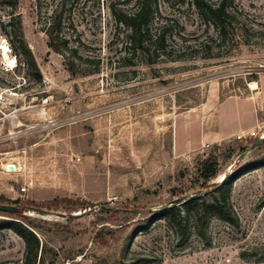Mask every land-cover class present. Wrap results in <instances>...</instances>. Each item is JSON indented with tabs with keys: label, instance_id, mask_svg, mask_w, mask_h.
Segmentation results:
<instances>
[{
	"label": "rangeland",
	"instance_id": "1",
	"mask_svg": "<svg viewBox=\"0 0 264 264\" xmlns=\"http://www.w3.org/2000/svg\"><path fill=\"white\" fill-rule=\"evenodd\" d=\"M226 3L221 32L195 0H155L150 32L164 40L143 56L112 13L134 0H0V195L36 219L57 264H264V124L197 138L209 95L243 93L264 73V0ZM211 156L208 183L232 181V220L210 214L199 232L191 215L179 240L152 212L197 191ZM55 198L79 206L28 204ZM24 256L23 238L0 228V264Z\"/></svg>",
	"mask_w": 264,
	"mask_h": 264
},
{
	"label": "trees",
	"instance_id": "2",
	"mask_svg": "<svg viewBox=\"0 0 264 264\" xmlns=\"http://www.w3.org/2000/svg\"><path fill=\"white\" fill-rule=\"evenodd\" d=\"M134 1L136 3L134 10L125 11L123 9H113L112 13L115 21L125 26L128 30L129 48H131L134 53L138 52L139 55L144 56L148 54L152 46L163 44L164 34L160 32L153 37L150 32L149 24L153 13L152 6L155 0ZM195 2L197 6L201 8L203 14L215 21L221 32H225L226 24H229L231 17L226 0H219L214 4L203 3V5H201L202 3L198 0H195ZM9 4L13 5V3ZM157 48L163 50L162 45ZM15 50L20 55L19 62L22 65H26L27 67L34 65L30 51L26 49L24 45H19ZM253 77L256 78L257 76L255 75ZM241 148V150H245L246 146ZM199 170L202 178L198 184L199 189L191 193L196 194V196L188 198L180 204L163 206L158 208L155 212H152L154 218L165 217L167 219L170 225L175 229L179 240L187 238V224L191 215L196 222L199 232L204 230L210 214H217L221 218L229 221L232 220L231 208L228 203L232 187L230 177L225 176L219 182L208 183L219 173L217 158L213 156L202 160ZM0 203L10 204L7 202V198L2 195H0ZM28 204H33L36 210H42L44 207L50 208L52 206L57 207L61 205L67 213L79 206V202L69 198H55L42 203L34 204L28 202ZM14 206L20 209L17 211H0V214L6 216L0 218V228H10L23 238L25 242V256L22 264H57L58 251L40 238L35 229L36 227H40L36 219L23 214L25 207L20 205Z\"/></svg>",
	"mask_w": 264,
	"mask_h": 264
},
{
	"label": "crops",
	"instance_id": "3",
	"mask_svg": "<svg viewBox=\"0 0 264 264\" xmlns=\"http://www.w3.org/2000/svg\"><path fill=\"white\" fill-rule=\"evenodd\" d=\"M254 79L258 84L256 90L246 89L243 93L229 94L223 98L218 95L206 98L203 107L208 122L203 132L197 135L198 139L222 140L240 133H249L258 124H264V73Z\"/></svg>",
	"mask_w": 264,
	"mask_h": 264
},
{
	"label": "water",
	"instance_id": "4",
	"mask_svg": "<svg viewBox=\"0 0 264 264\" xmlns=\"http://www.w3.org/2000/svg\"><path fill=\"white\" fill-rule=\"evenodd\" d=\"M261 138H262V137L256 139V140H255V141H254V142H253V143L247 148V150L249 151V150L255 148V147L257 146V144L260 142ZM223 178H224V176L221 177V180H222ZM194 196H196V194H189V195H185V196L176 197V198H174V199H172V200L170 201V204H169V205H171V204H180V203H182L184 200H186V199H188V198H191V197H194ZM100 207H101V208H104L105 206H104V205H101ZM19 209H20L19 207L14 206V205L5 204V203H0V211H17V210H19ZM126 210H127V211H134L133 209H126ZM62 214H63V213H62Z\"/></svg>",
	"mask_w": 264,
	"mask_h": 264
},
{
	"label": "built area",
	"instance_id": "5",
	"mask_svg": "<svg viewBox=\"0 0 264 264\" xmlns=\"http://www.w3.org/2000/svg\"><path fill=\"white\" fill-rule=\"evenodd\" d=\"M247 87L250 90H256L258 88V84L256 79H252L250 81L247 82ZM250 134H254V131H250ZM243 136V134H237V137L241 138Z\"/></svg>",
	"mask_w": 264,
	"mask_h": 264
},
{
	"label": "bare ground",
	"instance_id": "6",
	"mask_svg": "<svg viewBox=\"0 0 264 264\" xmlns=\"http://www.w3.org/2000/svg\"><path fill=\"white\" fill-rule=\"evenodd\" d=\"M5 47V46H4ZM6 48V47H5ZM6 55V54H5ZM7 57V56H6ZM11 60H9V62H10Z\"/></svg>",
	"mask_w": 264,
	"mask_h": 264
}]
</instances>
